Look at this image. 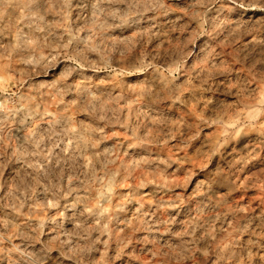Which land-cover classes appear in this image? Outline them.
I'll list each match as a JSON object with an SVG mask.
<instances>
[{"label": "clouds", "instance_id": "clouds-1", "mask_svg": "<svg viewBox=\"0 0 264 264\" xmlns=\"http://www.w3.org/2000/svg\"><path fill=\"white\" fill-rule=\"evenodd\" d=\"M0 264H264V0H0Z\"/></svg>", "mask_w": 264, "mask_h": 264}, {"label": "rangeland", "instance_id": "rangeland-1", "mask_svg": "<svg viewBox=\"0 0 264 264\" xmlns=\"http://www.w3.org/2000/svg\"><path fill=\"white\" fill-rule=\"evenodd\" d=\"M187 2H188V0H170V3H172V5H173V7H177V8H184V7H186L187 6ZM181 13H177V15H180ZM75 13L73 14V18H75ZM178 35V34H177ZM208 135H211V132H209V133H207ZM251 143H256L257 141H256V139H255V136H253V138H252V140L250 141ZM190 156H195V153L194 152H192V151H190L189 153H188ZM195 162V161H194ZM6 175H7V173H6ZM249 199H251V197H249ZM255 206V205H254Z\"/></svg>", "mask_w": 264, "mask_h": 264}]
</instances>
